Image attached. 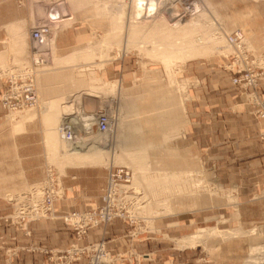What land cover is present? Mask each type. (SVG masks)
Wrapping results in <instances>:
<instances>
[{"label":"rangeland","instance_id":"1","mask_svg":"<svg viewBox=\"0 0 264 264\" xmlns=\"http://www.w3.org/2000/svg\"><path fill=\"white\" fill-rule=\"evenodd\" d=\"M115 1L0 0V78L20 75L31 67L38 95L35 107L7 111L8 114L0 119V188L3 185L13 186L23 182L21 180L25 175L18 171L14 173L15 170H19L17 167L21 161L16 156L17 145L14 137L17 133L30 135L24 138L22 144L28 147V150L31 149L39 161L45 163L44 173L36 180L25 182L16 190H4L8 199L29 185L45 179L50 167L55 170L62 185L67 169L81 165H94L102 170L103 177L106 176L103 198L110 170L127 166L133 172V180L124 182L128 186L122 193L125 215L112 219L124 220L131 237L140 238L146 233L156 232L154 219L159 221L160 218L166 217V214L170 216L171 213L178 212L182 216L195 218L192 226L183 227L181 233L183 235L180 234L173 240H163L168 242L169 246L156 255L151 264H264V188L256 195L257 198L253 200L255 202L241 205L235 191L227 188L220 177L217 170L219 160L203 154L198 143L191 138L192 121L196 117L206 116L207 103L212 98L216 103L219 100V105L224 102V97L219 95L220 91L218 92L223 86L220 74L231 73L233 78V73L226 67L228 63L225 55L228 51L223 54L217 50L218 42H212L211 35L214 31L224 34L241 29L246 33L252 46L259 53H264V0H198L197 7L200 6V12L190 19L178 21L176 28H172L174 26L171 25L169 14L165 15L168 18L166 20L161 13L150 15V18L144 15L142 20L136 19L138 25L128 27L130 19L126 7L132 5L137 10L139 0L114 3ZM69 5L73 7L68 8ZM112 5L118 6L117 9L114 7L113 9L123 13L117 19L114 17L115 20L113 15H108L109 10H113L110 8ZM56 9L62 10L63 21L53 24L51 47L46 49V52H49L46 56L49 57L45 59L48 60L46 59L38 68L31 59L32 43L29 30L33 25L54 18ZM56 16L59 14L56 13ZM153 17L160 18V25L158 22L157 25L154 21H149ZM144 18L149 20L143 24L146 21ZM67 22H70L68 27L65 26ZM141 32L146 36L143 37ZM136 33L137 36L134 35ZM198 37L201 39L198 40ZM52 46L55 47L56 56L60 58H56L57 61L53 60L51 55ZM220 46H223L222 43ZM214 83L219 85L213 90ZM113 84L122 88L123 102L128 96L129 100L126 103L129 105L132 103V107L139 109L140 112L137 117L132 115L131 120H123L121 140L115 143L117 124L120 120L116 101L120 90L107 94L108 97L103 95L109 93L108 91L95 92L99 96L86 95L81 103L86 112L98 109L109 111V108L113 111L112 113L110 110L113 118L115 117L114 124L108 135H101L94 127L91 132L94 135L83 136L78 143H71L65 139L60 130L61 120L70 112L79 110V104L75 108L70 107L72 111L69 109L67 97L74 93L90 92L94 87L96 90L110 89ZM210 94L212 97H209ZM141 96L145 103L141 102ZM108 99L113 104L109 105ZM131 100L133 102L130 103ZM140 102L144 107L139 106ZM145 105L151 110H146ZM153 107L157 109L158 114L152 110ZM224 109L229 110L228 106ZM230 109L236 111L235 107ZM52 113L55 115H51ZM141 113L146 115L148 113L152 120L146 121ZM225 113L221 109V113L216 111L214 116L223 118L226 117ZM141 121H146L145 130L139 132L133 130L132 125L142 123ZM27 122L32 124L26 125ZM150 127L153 129L150 130ZM259 135L264 140V127L260 129ZM89 140L97 143L96 154L84 157L79 153H73L75 148L91 143ZM143 145L150 146L146 152L152 169L157 174L163 170L187 173L190 171V174L184 176L186 181L190 185L192 182L193 185L197 183L195 187L191 185V188L193 187L191 194L173 198L171 208L164 209L159 206L157 209L162 212L157 216H154V208L144 209L142 203L146 200L144 194L147 192L146 186H135L136 164L127 157V154H131L129 149L134 150ZM33 158L31 161H34ZM133 187L138 188L134 191ZM103 202L88 209L100 207ZM141 205L143 206L140 207ZM226 210L227 213L231 211L230 220L228 214L227 216L224 214ZM69 211L72 210L60 209L57 210L55 217L41 219L64 220L62 215ZM13 212L12 204L9 213L12 222ZM109 221L100 224H107ZM93 227H90L87 234L81 238H89L90 229ZM199 231L201 233L193 244H186V241ZM105 241V238L85 244L74 241L64 249L72 244L89 245L104 242L105 245ZM105 248L107 255L99 264H139L132 263L131 258L125 260L121 253H111L106 245ZM95 253V249H90L79 259L72 260L70 264L83 259L89 264ZM45 254L47 264H59L60 261L56 259V255L53 256L51 249Z\"/></svg>","mask_w":264,"mask_h":264},{"label":"crops","instance_id":"2","mask_svg":"<svg viewBox=\"0 0 264 264\" xmlns=\"http://www.w3.org/2000/svg\"><path fill=\"white\" fill-rule=\"evenodd\" d=\"M220 77L223 88L218 92H221L219 95L224 97V102L219 105V100L216 103L212 98L207 103L206 116L196 117L192 121L191 138L198 143L203 154L219 160L217 170L224 185L233 189L239 203L245 205L255 202L253 200L257 198L256 195L264 188V140L259 135L260 129L264 127V120L255 114L256 106L245 94V89L233 83L231 73H222ZM6 83L7 79L0 78V98ZM212 85L214 90L219 84ZM258 91L264 94V84H260ZM209 97H212L211 94ZM227 106L229 110L224 109ZM230 107H235L236 111L233 112ZM221 109L226 112V117L216 118L214 114L216 111L221 113ZM7 114L0 100V119ZM29 136L17 133L14 137L17 145L16 156L21 160L17 167L19 170L14 173H23V182L13 186L3 185L0 188V264H47L45 250L57 251L68 247L74 241L85 244L102 238L106 239L105 245L111 253H121L125 260L131 258L132 263L151 264L156 255L169 246L163 240L176 239L185 225L192 226L195 218L176 212L170 216L166 214L159 221L155 218L153 223L156 232L146 233L140 238L131 237L127 232V224L120 218L91 228L89 238L79 239L74 229L63 219L32 220L29 222L30 232L27 233L9 219L12 204L4 190H16L25 182L36 180L44 173L45 163L39 161L32 154V150L22 144L24 138ZM32 158L34 161H31ZM105 178L102 170L94 165L69 167L62 180L63 193L55 201L57 210L98 206L103 202ZM224 214H228V220L231 219V211L227 213L226 210ZM73 264L88 262L83 259Z\"/></svg>","mask_w":264,"mask_h":264},{"label":"built area","instance_id":"3","mask_svg":"<svg viewBox=\"0 0 264 264\" xmlns=\"http://www.w3.org/2000/svg\"><path fill=\"white\" fill-rule=\"evenodd\" d=\"M157 1V7L153 9V12L155 14H169V18L172 20L171 23L176 19L185 21L200 12V6L197 7L198 0ZM112 7L114 6L112 5ZM117 7L114 8L117 9ZM126 9L128 13H132V5L127 6ZM29 34L32 43L31 59L34 66H38L45 61L46 49L49 47L53 35V25L50 21L33 25L30 27ZM225 36V45L229 49V52L225 55L228 63L226 67L233 73V83L245 89V94L248 98H251L256 106L255 113L264 119V94L258 91L260 84L264 81V53H259L252 46L246 33L241 29L226 32ZM6 79L7 83L1 93L0 100L7 111L34 107L37 104L38 95L32 68L25 70L20 75H11ZM112 123L114 124V118L111 113L102 109L85 112L81 116L77 112H72L61 120L60 130L65 139L71 143H78L83 136L91 134L94 127L99 132L111 131ZM77 126L80 128H77ZM132 174L131 169L127 166L112 168L103 195L104 202L100 207L72 210L62 215L65 222L75 230L79 238L87 234L90 227L101 222H107L116 216L125 215L123 210L125 201H123L122 193L126 191L127 183L124 182L131 181ZM62 189L58 175L50 167L48 176L45 179L29 185L14 194V196L9 197L14 206L13 222L29 233L30 221L55 217L57 212L55 201L61 197ZM90 249H95L96 253L92 256L89 264H99L100 260L107 255L104 242L89 245L72 244L67 249L51 251L53 256L56 255V259L60 261L59 264H70L72 260L79 259L83 253Z\"/></svg>","mask_w":264,"mask_h":264},{"label":"bare ground","instance_id":"4","mask_svg":"<svg viewBox=\"0 0 264 264\" xmlns=\"http://www.w3.org/2000/svg\"><path fill=\"white\" fill-rule=\"evenodd\" d=\"M91 1V0H90ZM119 1H123V0H116L115 2H119ZM156 2V3H155ZM157 3H158V1L157 0H139V1H137V5L136 6H138L137 7V10H135L133 7V9H132V11H134V12H132L131 14L130 13H128L129 14V17H128V19H130V21L128 22L129 24H128V27L129 26H131V28L132 27H135V25H138L137 23H138V21L136 20V19H140V20H142L143 18V16H144V14L147 16V17H149L150 15L151 16H153L155 13L153 12V9H155L156 7H157ZM71 7H73V6H68V8H71ZM57 8V7H56ZM97 8V7H96ZM110 8H112L113 9V7H110ZM149 9V10H148ZM71 10V9H70ZM56 12H54L55 13V16H56V13H58L59 14V16H54V18H51L49 21L52 23V25L55 23V24H59V23H61L62 21H63V13L61 12L62 10H55ZM110 11V14H108L109 16H112L113 18L115 17L116 19L118 18V16H121L123 13L122 12H119L118 10H115V9H113L112 11H111V9L109 10ZM149 11V12H148ZM72 12V11H71ZM104 12V11H103ZM106 12H108V11H106ZM148 12V13H147ZM105 13V12H104ZM115 13V14H114ZM127 14V15H128ZM162 14V13H161ZM135 15V16H134ZM155 16H157V15H155ZM58 17V18H57ZM111 17V18H112ZM115 18H114V20H115ZM150 18V17H149ZM160 18H162L163 19V17L162 16H160ZM160 18H151L149 21H154L155 23L156 22H158L159 23V25H160ZM164 18H166V20H168V18L164 15ZM147 19H145L144 18V20H146V21H144L143 22V24L145 23V22H148V20ZM154 19H156V20H154ZM113 20V19H112ZM113 20V21H114ZM178 21H180V20H176L174 23H171V25L172 26H174V27H172V28H176L177 27V25L179 24V22ZM112 22V21H111ZM153 22V23H154ZM171 22V21H170ZM177 22H178V24H177ZM69 23L70 22H67V24L65 25V26H69ZM114 23H115V21H114ZM140 24V23H139ZM157 24V23H156ZM158 25V24H157ZM143 26H145V25H143ZM156 26V25H155ZM164 26V25H163ZM153 27V26H152ZM158 27V26H157ZM139 29V28H138ZM160 29H162L161 27H160ZM185 29V28H184ZM143 30V29H142ZM159 30V29H158ZM164 30V29H163ZM19 31H20V29H19ZM145 31H146V28H145ZM145 31H142V32H145ZM153 31V30H152ZM133 32V31H132ZM136 32V31H135ZM141 32V34H143L142 36L143 37H145L146 36V34L145 33H142ZM168 32V31H167ZM167 32H166V34H167ZM147 33V32H146ZM140 34V35H141ZM149 34V33H148ZM153 34V33H152ZM134 35H136L137 36V33L136 34H134ZM145 35V36H144ZM168 35V34H167ZM186 35V34H185ZM148 36V35H147ZM212 36V42H218V47L216 48L217 50H220V52H223V54H226V52L228 51L229 52V49H228V46H226L225 44H226V36H225V32H224V34L223 33H216L215 31L213 32V34L211 35ZM167 37V36H166ZM199 39L198 40H200L201 38L200 37H198ZM24 39V38H23ZM137 39H138V37H137ZM140 39V38H139ZM21 40V39H20ZM146 40V39H145ZM147 41V40H146ZM160 41H161V39H160ZM133 43V42H132ZM222 43V45L223 46H220V44ZM12 44V43H11ZM134 44H135V42H134ZM49 47H51V41L49 42ZM132 46H134L133 44H132ZM136 46V45H135ZM53 47V46H52ZM22 48V47H21ZM211 48V47H210ZM48 51V50H47ZM169 50H167V52H168ZM227 52V53H228ZM46 53H49V52H46ZM52 54V57H53V60H56V58H59V57H57L56 56V51H55V47H53L52 48V52H51ZM175 53V52H174ZM160 54V53H159ZM165 54V53H164ZM177 54V53H176ZM160 56V55H159ZM46 57H49V56H46ZM51 57V58H52ZM47 59V58H46ZM45 59V60H46ZM60 59V58H59ZM48 60V59H47ZM57 61V60H56ZM41 65H38L37 67L39 68ZM31 68V67H30ZM26 70V69H25ZM37 72V71H36ZM114 85V84H113ZM138 86V85H137ZM111 87V86H110ZM95 88V87H94ZM90 89V92L89 91H84V92H80V93H77V94H70L68 97H67V99H66V103H68V105L67 106H69V109H71L70 107H73V108H75V106L77 105V104H79V110L78 111H76V112H78L77 114L79 115V116H81V115H84V113L86 112V111H84V109H83V106L81 105V103H82V100L84 99V98H86V95H91V97L92 96H99L98 94H96L95 92H97V93H104V92H109V93H106V95H105V93L103 94L104 96H107L108 97V95L110 94V93H115V91H119L120 90V92H119V96L117 97V101H116V103H117V107H118V118L120 119L119 120V122H118V124H117V126H118V131L116 132V139H115V143H117V142H119L120 140H121V131H122V129H123V120L124 119H130V117L132 118V115H135L136 117L139 115V109H134L133 107H132V103L131 102H133L132 100L130 101V105H131V107L135 110V112H134V110L132 111V109H131V107H130V105H129V103H126V101L128 102V100H129V98H128V100H127V97L128 96H126L125 97V99H126V101L124 100V102H123V96H122V92H121V90H122V88L121 87H119V86H117V85H114V86H112L110 89H104V90H96V89ZM162 90V89H161ZM117 93V92H116ZM150 93V92H149ZM149 93H148V95H149ZM152 93H154V92H152ZM108 94V95H107ZM147 94V93H146ZM145 94V95H146ZM102 95V96H103ZM140 95V94H139ZM125 96V95H124ZM150 96H151V94H150ZM152 96H154V94L152 95ZM89 97V96H88ZM87 97V98H88ZM130 97V96H129ZM132 97H134V96H132ZM103 98V97H102ZM141 98V102H143L142 101V96L140 97ZM144 98H146V96L144 97ZM148 98V97H147ZM163 98V97H162ZM107 99V98H106ZM160 98H158V100H159ZM86 100V99H85ZM101 100V99H100ZM137 100V99H136ZM143 100H145V99H143ZM148 100V99H147ZM151 100V99H150ZM152 100H154V99H152ZM89 101V100H88ZM102 101H103V99H102ZM105 102V101H104ZM107 102H109L108 104L110 105V103L111 104H113V102H110L109 101V99L107 100ZM141 102H140V105L139 106H143V105H141ZM55 103V102H54ZM143 103H145V102H143ZM147 104H148V102H146ZM152 103V102H151ZM126 104H128V105H126ZM139 104V103H138ZM101 105H102V103H101ZM107 105V104H106ZM108 105V106H109ZM148 105H152V104H148ZM65 106V105H64ZM112 106V105H111ZM116 106V105H115ZM134 106V105H133ZM136 106V105H135ZM138 106V105H137ZM138 106V107H139ZM35 107V106H34ZM102 107V106H101ZM110 107V106H109ZM137 107V108H138ZM144 107V106H143ZM143 107H142V109H143ZM145 107H146V105H145ZM148 107V106H147ZM147 107H146V110H148L149 111V109H147ZM31 108V107H30ZM90 108V107H89ZM104 108V107H103ZM136 108V107H135ZM140 109H141V107H139ZM78 109V108H77ZM92 109V108H91ZM131 109V110H130ZM164 109H166L165 107H164ZM164 109H163V112H164ZM93 110V109H92ZM110 108H109V112H110ZM151 110V109H150ZM152 110H155V112L157 111V109H154V107H153V109ZM162 110V109H161ZM161 110H159V111H161ZM46 111V110H45ZM71 111H72V109H71ZM144 112H145V110H143ZM147 111V112H148ZM166 111H167V109H166ZM111 112L113 113V111L111 110ZM110 112V113H111ZM151 112V111H150ZM168 112V111H167ZM71 113V112H70ZM111 113V114H112ZM149 113V112H148ZM148 113H147V115H148ZM151 113H153V112H151ZM159 112L157 111L156 112V114H158ZM142 114V113H141ZM154 114V113H153ZM27 115V114H26ZM29 115V114H28ZM51 115H55V114H51ZM143 116V119H146V121L148 120V121H151L152 120V118H151V115H146L145 113L144 114H142ZM54 118H55V116H53ZM146 117V118H145ZM57 118V117H56ZM115 118V117H114ZM141 118V117H140ZM28 119V118H27ZM151 119V120H150ZM159 119H160V116H159ZM50 120V119H49ZM131 120V119H130ZM133 120V119H132ZM157 120H158V118H157ZM162 120V119H161ZM24 121V120H23ZM52 121V120H51ZM53 121H55V120H53ZM138 121V120H137ZM146 121H141L142 123H134L133 125H132V129L133 130H135V131H144L145 130V127H144V124L146 125ZM138 122H140V121H138ZM158 122V121H157ZM156 122V123H157ZM159 123V122H158ZM53 124V123H52ZM130 124V123H129ZM112 125H113V123H112ZM129 126V125H128ZM148 126V125H147ZM131 127V126H130ZM77 128H80L79 126H77ZM124 128H126V127H124ZM150 130L151 129H153V127H150L149 128ZM112 130V129H111ZM96 131V130H95ZM98 131V130H97ZM162 131V130H161ZM109 132H111V131H109ZM109 132H99L98 131V133H100L101 135L102 134H109ZM146 132V131H145ZM163 132V131H162ZM164 133V132H163ZM96 134V133H95ZM141 134V133H140ZM153 134V133H152ZM89 135H94L93 133L92 134H89ZM126 135V134H125ZM125 135H123V136H125ZM149 135V134H148ZM162 136H164V134L162 135ZM61 139V138H60ZM164 140H166V138H163ZM87 141V140H86ZM90 141V140H89ZM88 141V142H89ZM125 141V140H124ZM132 141V140H131ZM91 142V141H90ZM71 144V143H70ZM96 144L97 143H94V142H91V143H89L88 145H86V146H79V147H77V148H73L74 150H73V153L75 154V153H79V154H81V156H84V157H89V156H91L92 154L94 155V154H96V152H98L97 150H96ZM105 144V143H104ZM103 144V145H104ZM101 146V145H100ZM106 146V145H105ZM152 146V145H151ZM155 146V145H154ZM160 146V145H159ZM129 147H131V146H129ZM150 147V146H149ZM149 147H147V146H141V147H138L137 149L135 148L134 150H130L129 149V152L131 153V154H127V157H128V159H131V162H133V164H136V166H134V180H135V182H136V184H135V186H137V185H139V186H146V190H147V192L146 193H144L145 194V196H146V200L142 203L143 205H141L140 207H144V209L145 208H150V209H152V208H154V211H153V213H155V215L154 216H157L158 214H160L161 212H162V210H160L161 212H159V210L157 209L159 206H161L162 208L164 207V209H168V208H171V200L173 199V198H176V197H178V196H181V195H188V193L189 194H191V190H193L192 188H191V185H193V182H192V184L190 185V183H188V181H186V178L184 177L185 176V174H188L187 172H182V171H169V170H163L161 173H159V174H157L155 171H153V169H152V166H151V163H150V161H149V159H148V156H147V153L148 152H146L147 151V148H149ZM116 148V147H115ZM132 148H133V146H132ZM150 149V148H149ZM148 149V150H149ZM102 150V149H101ZM100 152V151H99ZM128 152V153H129ZM150 155V154H149ZM79 157V156H78ZM83 157V158H84ZM124 157V156H123ZM125 158V157H124ZM133 173V172H132ZM190 174V173H189ZM189 176V175H188ZM132 180H133V174H132ZM195 180V179H194ZM131 184H132V182H131ZM187 184H189L190 185V187H189V185H187ZM197 184V183H196ZM196 184H194V185H196ZM129 185V184H128ZM193 185V186H194ZM200 185V184H199ZM199 185H197V186H199ZM126 187H128L127 185H126ZM195 187V186H194ZM134 189V191L138 188H135V187H133ZM140 188V187H139ZM143 189V188H142ZM144 190H145V188H144ZM143 190V191H144ZM197 192H198V189L196 188L195 189ZM141 191V190H140ZM143 194V193H142ZM191 196V195H190ZM186 197V196H185ZM142 202V201H141ZM140 203V202H139ZM161 207H160V209H161ZM143 209V210H144ZM142 210V209H141ZM168 212V211H167ZM171 212V211H170ZM153 216V217H154ZM202 232H204V231H202ZM200 233H201V231H199V233H196V234H194L193 236H191L190 237V239L189 240H187L186 241V244H193V242H194V240H196L198 237H199V235H200Z\"/></svg>","mask_w":264,"mask_h":264}]
</instances>
